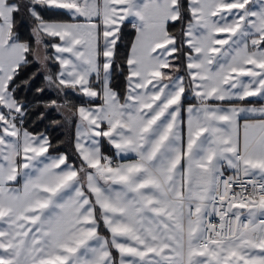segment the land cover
Listing matches in <instances>:
<instances>
[{
  "label": "snow or ice",
  "instance_id": "obj_1",
  "mask_svg": "<svg viewBox=\"0 0 264 264\" xmlns=\"http://www.w3.org/2000/svg\"><path fill=\"white\" fill-rule=\"evenodd\" d=\"M22 11L30 40L17 31ZM129 18L136 37L121 100L111 69ZM170 22L182 23L178 34ZM29 56L42 68L58 62L45 75L58 92L102 101L45 105L78 116L79 165L23 127L12 85ZM189 91L196 103L185 107ZM256 97L264 0H0V264H264V103H247ZM241 114L251 117L242 125Z\"/></svg>",
  "mask_w": 264,
  "mask_h": 264
},
{
  "label": "trees",
  "instance_id": "obj_2",
  "mask_svg": "<svg viewBox=\"0 0 264 264\" xmlns=\"http://www.w3.org/2000/svg\"><path fill=\"white\" fill-rule=\"evenodd\" d=\"M61 11H58V13ZM56 13V10H43L42 15L45 18L52 17L50 14ZM63 13V12H62ZM53 15V14H52ZM187 19V13H185V20ZM17 21V31L20 33L22 39H31L30 37V27L32 21L23 11L16 16ZM181 22H170L168 25L169 32L179 33L182 27ZM134 33V28L132 27V21H126L120 32V38L116 44L115 48V63L111 69V86L112 88L120 94L121 99L125 93V77L127 74L126 56L131 42V38ZM52 40H47L50 43ZM52 49L49 47L48 55L51 56L50 52ZM183 51H188L185 46ZM30 63L24 66L19 75L15 78L13 87L16 88L15 96L18 100L24 102L26 115L24 116L23 127L33 133L46 134L51 142L52 147L49 152L53 153H67L69 161L79 165V159L75 153L73 147V127L77 120V116L73 115L72 112L67 111L63 113L61 110H57L56 107L46 108L45 105L56 100L57 102H65L73 109L78 104H90L96 103L97 99H88L82 94H78L71 89L66 90L64 93L58 92L54 86H49L45 81V75L50 74L54 77L55 71L57 69V62L54 59H49L47 62V67L42 68L41 64L34 61L31 56L28 57ZM177 63L180 66V71L187 79L186 73L184 72V56L181 53ZM36 74L33 79L30 80L28 84L22 83ZM37 88H43L42 92H37ZM187 98L183 99L187 101ZM62 104V103H61ZM43 113V119H40V115ZM58 121L59 123H53ZM101 148L103 151H109L108 146L105 141L102 140Z\"/></svg>",
  "mask_w": 264,
  "mask_h": 264
},
{
  "label": "crops",
  "instance_id": "obj_3",
  "mask_svg": "<svg viewBox=\"0 0 264 264\" xmlns=\"http://www.w3.org/2000/svg\"><path fill=\"white\" fill-rule=\"evenodd\" d=\"M58 11H61V13H60V12L58 13ZM62 12H63L62 10H56V13H52L53 15L50 14L52 17H48V18H49V19L68 20L69 17H68L64 12H63V13H62ZM129 20L132 21L131 18H129ZM81 22H83V21H81ZM135 37H136V32H135V30H134L133 36H132V38H131V42H130V44H129V48H128V52H127V56H126V60H127V57H128L129 51H130V49H131V44H132L133 40L135 39ZM55 42H57V41H55ZM101 43H102V41H101ZM51 52H52V55H53V53H54V49H52ZM56 62H57V61H56ZM102 62H103V59H102V57H101V63H102ZM186 63H187V61L185 60V62H184V72L186 73V76H187V72H186ZM126 65H127V64H126ZM59 70H60V68H59V64H58V62H57V69H56V71H55V74H56ZM55 74H54V77H55ZM127 75H128V66H127ZM127 75H126V76H127ZM180 75L184 76L183 73H182L181 71H180ZM92 80H93V82L95 81V76L92 77ZM186 81H187V79H186ZM96 86L99 87V85H96ZM125 89H126V82H125ZM124 94H125V93H124ZM123 97H124V96H123ZM86 98H87V97H86ZM184 98H187V99H188L187 101H184V102H183L185 107H187L188 104H195V103H196V100L194 99L193 94L191 93V91L187 92ZM88 99H96V98H88ZM97 100H98V101H97L96 103H90V104H78L77 106H79V105H84V106H90V107H91V106H97V105H100V104L102 103V101H101L100 99H97ZM121 100H123V98H122ZM247 103H248L249 105H256V106H259L261 103H264V99H261V98H258V97H256V98H249L248 101H247ZM61 111H62L63 113H67V110H63V109H61ZM248 118H251V117H250V114H241V117L239 118V119H240V124L242 125V124L244 123V120H245V119H248ZM181 119H182V121L184 122L183 125H182V130H183V134H184V137H185V147H186V136H187V126H186V122H187V113H186V112H182V114H181ZM77 121H78V116H77V120L75 121V123H74V127H73V145H74V137H75V130H76V124H77ZM241 132H242V129H241ZM102 140L106 142V144H107V146H108V149H109V151L107 152V151H103L102 148H101L103 154L112 157V158L114 159V161H116V160H117V156H116V151H115V149H114L113 147H111V146L109 145L108 141L105 140V139H101V141H100V145H101ZM49 154L55 156V155H58L59 152H58V153L49 152ZM134 158H135L134 154H131V153L127 154V156L124 157V159H126V160H130V159H134ZM69 162H70V161H69ZM70 163H71V162H70ZM21 183H22V181H21ZM15 186H19V185H15ZM99 232L101 233V235H104V236H108V235H109V233H108V231L106 230V228L104 227L102 221H101L100 226H99ZM112 254H113L117 259L119 258V254H118V252H117L115 249L112 250Z\"/></svg>",
  "mask_w": 264,
  "mask_h": 264
},
{
  "label": "rangeland",
  "instance_id": "obj_4",
  "mask_svg": "<svg viewBox=\"0 0 264 264\" xmlns=\"http://www.w3.org/2000/svg\"><path fill=\"white\" fill-rule=\"evenodd\" d=\"M53 42H55V41H51L50 43H53ZM50 43H49V44H50ZM127 52H128V51H127ZM185 52H187V51H185ZM50 54H51V56H52V52H50ZM184 62H185V58H184ZM126 75H127V74H126ZM57 103H58V104H61V103L63 104V102H57ZM63 110H64V109H63ZM113 256H114V255H113ZM114 257H115V256H114Z\"/></svg>",
  "mask_w": 264,
  "mask_h": 264
},
{
  "label": "built area",
  "instance_id": "obj_5",
  "mask_svg": "<svg viewBox=\"0 0 264 264\" xmlns=\"http://www.w3.org/2000/svg\"><path fill=\"white\" fill-rule=\"evenodd\" d=\"M113 160H114V159H113ZM230 174H231V173L226 172V175H230ZM212 219L214 220V222H218V218L213 217Z\"/></svg>",
  "mask_w": 264,
  "mask_h": 264
}]
</instances>
